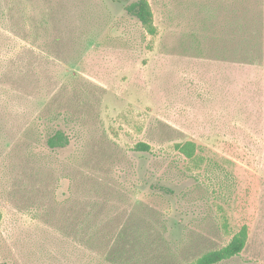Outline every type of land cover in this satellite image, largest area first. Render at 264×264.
I'll return each instance as SVG.
<instances>
[{
	"label": "rangeland",
	"instance_id": "rangeland-1",
	"mask_svg": "<svg viewBox=\"0 0 264 264\" xmlns=\"http://www.w3.org/2000/svg\"><path fill=\"white\" fill-rule=\"evenodd\" d=\"M135 1L0 0L3 264H264V0Z\"/></svg>",
	"mask_w": 264,
	"mask_h": 264
},
{
	"label": "trees",
	"instance_id": "trees-1",
	"mask_svg": "<svg viewBox=\"0 0 264 264\" xmlns=\"http://www.w3.org/2000/svg\"><path fill=\"white\" fill-rule=\"evenodd\" d=\"M126 11L132 17L136 18L144 30L153 35L155 29L153 26V15L150 6L146 0H137L126 7ZM67 143L66 137L61 132H56L48 139L47 144L50 148L64 147ZM137 151H149V146L144 143H138L135 146ZM188 158H191L194 151V144L187 142L180 148ZM246 242V230L243 228L231 241L223 248L208 252L201 256L195 264H218L239 255L244 249ZM0 264H3L0 261Z\"/></svg>",
	"mask_w": 264,
	"mask_h": 264
}]
</instances>
